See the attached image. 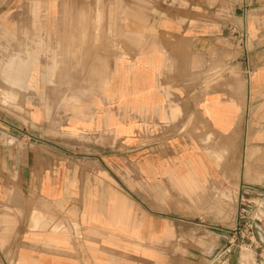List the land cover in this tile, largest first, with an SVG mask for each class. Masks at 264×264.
I'll return each instance as SVG.
<instances>
[{
	"label": "crops",
	"instance_id": "0c3cea01",
	"mask_svg": "<svg viewBox=\"0 0 264 264\" xmlns=\"http://www.w3.org/2000/svg\"><path fill=\"white\" fill-rule=\"evenodd\" d=\"M27 1L0 0L3 31ZM30 4L34 49L0 62L12 85L33 87L24 123L0 97V264H201L233 245L230 219L215 236L220 216L187 198L216 172L253 182L249 149L264 152V0ZM54 118L66 119L65 135L49 133ZM187 165L200 173L187 178ZM186 183L200 188L188 196Z\"/></svg>",
	"mask_w": 264,
	"mask_h": 264
},
{
	"label": "rangeland",
	"instance_id": "374dc122",
	"mask_svg": "<svg viewBox=\"0 0 264 264\" xmlns=\"http://www.w3.org/2000/svg\"><path fill=\"white\" fill-rule=\"evenodd\" d=\"M30 3H32V0H28L27 5L21 6L20 8L15 7L14 10L10 11L11 19L14 16L16 20H10L8 26L5 24L4 27L7 26L5 28L6 30L3 31V25L0 23V62H5L8 60V58L17 55L24 56L28 51H32L34 49V29L33 22L31 21L32 4ZM18 12L21 15L20 20ZM86 24L87 26L93 28H95L97 25L96 21H86ZM86 40L89 41L94 39ZM100 40L101 39L99 38L95 39L97 42ZM75 59H80V54L75 55L73 60ZM19 64H21V68H23L20 70L21 74L25 73V77L33 78L34 71L24 69V66L29 67V65H27V63L16 61L17 67ZM15 75L18 78V70L15 72ZM10 92L13 95H11ZM1 95L6 96V98L8 97L10 100L8 103L10 106V115L11 117L15 116L16 119H18L17 121L21 123L26 122L24 115L29 114V111L30 114L33 115V87H28L27 89L19 88L17 85H12L11 82L6 79L5 75H0V97ZM29 108H31V110H29ZM65 121L66 119L54 118L47 119L48 123H45H47V126H53V128L48 127L49 133H52L53 135H65ZM184 129H186V127ZM185 134H188L187 131ZM188 136L193 141L191 135L188 134ZM79 137L80 136H78V138ZM83 139L84 138H82L81 141ZM217 145H220V141H218ZM197 150L198 147L194 145L193 151ZM206 151L210 154L212 153L217 157V159H220L218 163L221 165V161H223L225 158L222 154L220 155L211 151L210 149H206ZM263 153V150L259 148L252 147L249 149V157L246 159V171L249 176L254 177L253 182L244 181L238 185V183L232 181L231 177H229V175L224 171L216 172L212 174L213 178L206 182V186L203 188L201 193L196 195V197L187 198L189 202L201 205L205 210L215 211L217 215L223 219L222 220L219 217V220L216 224L219 229H214L216 234L215 236L225 235V233L220 229L223 227L222 222L226 221L224 218L228 220L230 219V222L232 223V228H229L230 233L227 234V239H231L234 244L232 245L229 243L222 249L219 248L217 257H206L203 259L201 264H222L226 257H219V255L221 251L227 248H231V253L235 254V262H237L236 264H255L256 257H264V240H261L257 237L256 230L258 227H254V224L260 223L264 230V213L263 215L257 214L259 209L264 212V208L258 207L259 204H263L264 206V198L258 197L254 193L249 194L248 197L251 202L250 207H248L246 211L242 210L244 205L241 203V199L245 195V191L250 190V187H254L257 192L264 193V178H262L264 177V166L258 167L259 163L264 164ZM260 154L263 155L260 157ZM259 171L260 173L262 172V176H260L261 178L257 177ZM193 193H195V191H185V194L188 196ZM248 209H250V212H248ZM251 224L253 225V228H250ZM240 231L241 233L238 235L237 232ZM245 255L251 256L244 257Z\"/></svg>",
	"mask_w": 264,
	"mask_h": 264
},
{
	"label": "built area",
	"instance_id": "2783aa9c",
	"mask_svg": "<svg viewBox=\"0 0 264 264\" xmlns=\"http://www.w3.org/2000/svg\"><path fill=\"white\" fill-rule=\"evenodd\" d=\"M251 193L256 194L258 197L264 198V193L257 192V190L254 187H250V190L245 191V195L241 199V203L244 205V208H242L243 211H246V209L248 207H250V202L251 201H250L248 195L251 194ZM227 201H229V200H227ZM258 207L264 208L263 204H259ZM254 225H255L254 226L255 228L258 227L257 224H254ZM250 228H253V225L252 224H251ZM239 230H241V229H239ZM237 233H238V235H240L241 231L240 232H237ZM230 252H231V248H227V249H225V250H223V251L220 252L219 257H222L224 254H227V253H230Z\"/></svg>",
	"mask_w": 264,
	"mask_h": 264
},
{
	"label": "bare ground",
	"instance_id": "6f19581e",
	"mask_svg": "<svg viewBox=\"0 0 264 264\" xmlns=\"http://www.w3.org/2000/svg\"><path fill=\"white\" fill-rule=\"evenodd\" d=\"M79 8V7H78ZM82 11V10H81ZM74 12V11H73ZM72 12V13H73ZM19 13V12H18ZM79 13V12H78ZM84 13V12H83ZM71 14V13H70ZM82 14V13H81ZM24 15V14H23ZM30 17V16H29ZM75 17V16H74ZM69 22V21H68ZM74 23V22H73ZM77 25V24H76ZM85 43V42H84ZM77 58V57H76ZM9 59V58H8ZM76 61V60H75ZM25 62V61H24ZM10 64V63H9ZM106 64V63H105ZM71 65V64H70ZM83 65V64H82ZM7 67H8V65H7ZM74 67V66H73ZM11 68V67H10ZM12 71V70H11ZM64 72V71H63ZM67 72V71H66ZM6 73H8V72H6ZM5 73V74H6ZM70 75V74H69ZM68 76V75H67ZM71 82V81H70ZM82 90V89H81ZM86 91V90H85ZM74 93V92H73ZM201 154V153H200ZM199 154V155H200ZM204 156V155H203ZM201 157V156H200ZM187 159V158H186ZM187 162V161H186ZM192 164V163H191ZM191 166V165H190ZM173 168V167H172ZM185 168H186V170L184 171V174L186 175V177L188 178V177H192L193 176V174H195V173H200V171L197 169V167H189L188 165L187 166H185ZM175 170V169H174ZM175 172V171H174ZM177 173V172H176ZM183 184V183H182ZM186 185H187V188L190 190L189 192H194V191H196V190H198L200 187H199V185H197V184H194V183H186ZM184 186V185H183ZM56 251V250H55ZM251 255H245L244 257H250Z\"/></svg>",
	"mask_w": 264,
	"mask_h": 264
}]
</instances>
